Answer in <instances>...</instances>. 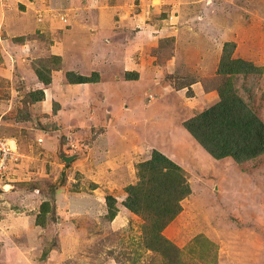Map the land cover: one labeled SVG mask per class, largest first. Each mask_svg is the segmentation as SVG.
Listing matches in <instances>:
<instances>
[{
  "label": "rangeland",
  "instance_id": "374dc122",
  "mask_svg": "<svg viewBox=\"0 0 264 264\" xmlns=\"http://www.w3.org/2000/svg\"><path fill=\"white\" fill-rule=\"evenodd\" d=\"M83 1L0 0V140L19 152L0 264H264V153L217 159L183 126L226 83L264 120V0ZM227 42L253 74L220 70ZM77 75L92 86L63 89ZM155 149L191 188L159 233L172 246L124 205Z\"/></svg>",
  "mask_w": 264,
  "mask_h": 264
},
{
  "label": "trees",
  "instance_id": "16d2710c",
  "mask_svg": "<svg viewBox=\"0 0 264 264\" xmlns=\"http://www.w3.org/2000/svg\"><path fill=\"white\" fill-rule=\"evenodd\" d=\"M233 46L231 42L225 44L220 69L231 73V82L233 75H249L257 70L251 62L233 59ZM68 77H71V73H68ZM92 80L84 75L70 79L73 83ZM232 88L230 83H226L220 100L184 120L183 126L214 158L231 156L237 162H243L264 153V120ZM139 175V182L127 187L124 205L134 213L143 215L152 224V230L157 231L155 237L172 246L159 233L180 211L179 201L191 192L183 169L155 149L149 159L140 163ZM106 204L110 218L115 217L117 208L111 195L106 196ZM45 223L41 216L36 224L41 226Z\"/></svg>",
  "mask_w": 264,
  "mask_h": 264
},
{
  "label": "built area",
  "instance_id": "2783aa9c",
  "mask_svg": "<svg viewBox=\"0 0 264 264\" xmlns=\"http://www.w3.org/2000/svg\"><path fill=\"white\" fill-rule=\"evenodd\" d=\"M41 141L42 138H39ZM19 156V152L17 151V147L15 145H11L9 139L4 138L0 140V189H9L11 187V183L13 179H10L11 175L7 171L8 166L7 161H12L17 159ZM7 175L10 177L7 178Z\"/></svg>",
  "mask_w": 264,
  "mask_h": 264
},
{
  "label": "crops",
  "instance_id": "0c3cea01",
  "mask_svg": "<svg viewBox=\"0 0 264 264\" xmlns=\"http://www.w3.org/2000/svg\"><path fill=\"white\" fill-rule=\"evenodd\" d=\"M99 1L100 0H85V1H83V3L82 4H84V3H93V2H96V3H99ZM92 36H96V35H92ZM104 50H106V49H104ZM93 52H95V53H99L100 52V49H99V47H97V46H95V47H93V50H92ZM88 83H79V84H76V85H74V84H67V87H63V89H65V90H74V91H76V90H78V89H80V88H84V86H92L91 84H89V85H87ZM77 95V94H76ZM73 102H74V104H76V105H80L81 104V106L83 105V106H85V104H83V103H81V102H79V101H77V100H75V99H73ZM85 103V102H84ZM82 106V107H83ZM125 106L127 107V104H125ZM124 106V108H126ZM118 109H120V108H116L115 109V111H117ZM118 112H121V111H119L118 110ZM112 116H113V112H112ZM94 212V211H93ZM37 228L36 229H34L35 230V232H37V233H35L34 234V242H33V245H37L38 243H40L41 241L43 242V238H44V236H39L41 233H42V227L41 226H39V225H37L36 226ZM37 234V235H36ZM29 246H32V244H28ZM38 245H41V244H38ZM29 246H26V249L27 248H31V247H29ZM36 257H34V258H32V254L31 255H29V256H25L24 255V257H23V262H25L26 264H28V262H33L34 261V259H35ZM34 263V262H33Z\"/></svg>",
  "mask_w": 264,
  "mask_h": 264
},
{
  "label": "water",
  "instance_id": "95a60500",
  "mask_svg": "<svg viewBox=\"0 0 264 264\" xmlns=\"http://www.w3.org/2000/svg\"><path fill=\"white\" fill-rule=\"evenodd\" d=\"M78 156H79V154H77V153L76 154H72V155H66V154L62 153V157L65 160V162H70V161H72L74 158H76Z\"/></svg>",
  "mask_w": 264,
  "mask_h": 264
},
{
  "label": "clouds",
  "instance_id": "9594fccd",
  "mask_svg": "<svg viewBox=\"0 0 264 264\" xmlns=\"http://www.w3.org/2000/svg\"><path fill=\"white\" fill-rule=\"evenodd\" d=\"M2 190V189H1ZM4 190V189H3Z\"/></svg>",
  "mask_w": 264,
  "mask_h": 264
}]
</instances>
